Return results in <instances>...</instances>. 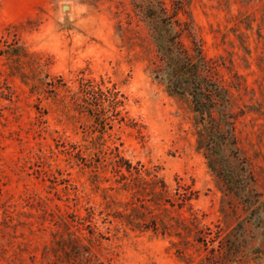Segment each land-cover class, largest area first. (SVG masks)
Instances as JSON below:
<instances>
[{
	"label": "rangeland",
	"instance_id": "1",
	"mask_svg": "<svg viewBox=\"0 0 264 264\" xmlns=\"http://www.w3.org/2000/svg\"><path fill=\"white\" fill-rule=\"evenodd\" d=\"M172 45L222 89L232 190ZM0 264H264V0H0Z\"/></svg>",
	"mask_w": 264,
	"mask_h": 264
},
{
	"label": "trees",
	"instance_id": "2",
	"mask_svg": "<svg viewBox=\"0 0 264 264\" xmlns=\"http://www.w3.org/2000/svg\"><path fill=\"white\" fill-rule=\"evenodd\" d=\"M166 13V7L162 6L159 11L153 7H150L148 14L151 17L157 16L161 18L166 25H169L171 22L169 20H171L173 16H166ZM170 42L173 41L170 40ZM173 47L174 45L168 47L169 60L166 68H159L157 72L162 74V72L165 70L164 73H167L166 78L169 83V91L173 94L191 95L194 110L201 115V122L204 123V121H208V124H204V130L199 133V148L206 149L207 157L210 159V166L216 172L219 180L223 183V186H225V188L228 190H232V180L234 175L231 176L230 172H226L227 161L226 158H224L220 153V146L226 142H231H228L229 138L221 133V124L215 122L211 113V108L216 103L215 93H217V95H221L222 89L220 90L216 83H210L212 89H209L208 87L204 88L202 86L201 79L205 80V77L202 76V71L205 69L209 70V68L204 67V57L199 55L197 56L198 60H194L193 56L188 54L182 57L179 55L181 53H176ZM216 135L222 139L221 144H218L215 141ZM154 183L155 185L161 183L163 189L167 187V185L162 180H155ZM180 187L182 186L180 185ZM183 188L185 192L179 193V196L183 202L191 200L197 193L190 186ZM163 194L164 192L157 193V195ZM183 202L180 204L183 205ZM128 222L131 223L133 221ZM238 244L239 243L231 241L228 246L231 248L232 246H237ZM213 252H215V249H212V253Z\"/></svg>",
	"mask_w": 264,
	"mask_h": 264
}]
</instances>
